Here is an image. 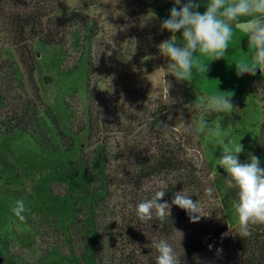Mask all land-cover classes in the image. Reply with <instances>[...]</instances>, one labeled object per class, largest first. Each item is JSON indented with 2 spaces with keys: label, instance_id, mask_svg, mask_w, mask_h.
I'll return each mask as SVG.
<instances>
[{
  "label": "rangeland",
  "instance_id": "obj_1",
  "mask_svg": "<svg viewBox=\"0 0 264 264\" xmlns=\"http://www.w3.org/2000/svg\"><path fill=\"white\" fill-rule=\"evenodd\" d=\"M66 1L87 20L75 30L68 48L39 40L29 42L36 66L35 79L43 99L38 112L40 130H17L0 137V264H114L121 259L133 199L144 194L151 197L159 189L156 179L168 181L164 186L166 194L177 184L174 174L151 178L149 185L137 179L136 168L146 159V149L151 155H156L157 150L149 149L152 146L142 127L130 120L138 115L143 120L146 114L163 105L177 112L174 121L177 131L166 142L180 150L179 155L193 161L204 189L214 190L215 198L205 197L201 202L205 216L216 217L214 213L220 208L215 210L214 203L222 207L234 232L224 237L239 236L235 201L224 182L227 172L218 166L217 159L221 158L225 143L231 141L228 146L234 147L240 142L244 151L239 160L249 162V154L255 155L264 167V151L260 147L264 92L259 93L264 88V73L257 69L255 76L238 75L236 68L241 62L250 63L254 52L246 32L239 27L237 30L233 24L243 23L245 17L232 22L233 38L224 58L215 60L213 55L196 52L192 78L178 81L171 73L155 71L161 66L166 68L169 62L159 51L163 41L175 35L174 43L183 45L182 30L173 34L161 28L163 21L170 18L171 9L179 6H153L130 16L133 9L130 0H96L97 6L91 9L83 6L81 0ZM208 2L193 0L198 6L194 10L203 14ZM94 22L101 32L93 37ZM89 48L94 51L92 56L99 48L108 52L107 67L95 70L91 81L110 98L109 113L115 124L105 143L94 145L92 141V147H88ZM7 52L16 62V82L25 86V94L31 95L16 53L11 49ZM134 60L140 66L129 67ZM93 63L96 65V61ZM223 93L232 94L235 110L212 111L206 116L213 129L222 124V132L214 135L199 131V112L192 105L198 97L205 100ZM103 114L104 111L100 113ZM181 114L183 120H179ZM118 117L123 119V130L117 124ZM190 126L194 129L188 135L185 128ZM102 139L97 137L98 142ZM103 148L105 152L100 157H106L101 167H94L93 161L89 167L92 176L88 194L95 195L101 190L97 196L103 197L106 186L107 193H111L93 210L97 224L100 220L104 227L100 230L105 248L103 260L96 262L91 210L95 199L85 191L87 180L82 159L85 155L95 157ZM18 199H23L27 208L24 222L12 213ZM229 226L225 233H229ZM188 229L183 228L180 234H190ZM182 237L176 238L178 243Z\"/></svg>",
  "mask_w": 264,
  "mask_h": 264
},
{
  "label": "trees",
  "instance_id": "obj_2",
  "mask_svg": "<svg viewBox=\"0 0 264 264\" xmlns=\"http://www.w3.org/2000/svg\"><path fill=\"white\" fill-rule=\"evenodd\" d=\"M185 2L187 0H181V3ZM81 3L87 9L97 6L96 0H81ZM129 4L133 6L130 16H137L140 12L153 6L176 5L175 0H130ZM83 23H87L86 17L76 12L66 0H0V100L2 102L0 137L11 135L17 130L25 132H32L35 128L40 130L38 112L43 106V99L35 79L36 66L29 42L39 40L46 45L67 49L75 30ZM91 31L93 37L101 32V27L97 22L92 23ZM7 49L16 53L25 73L27 86L32 91L31 95L25 94V86L16 82L18 69ZM98 51L95 56H92L94 51L92 52V48L88 50V147L105 143L106 136L113 132L112 126H115L109 113L110 98L96 85H92L91 81L93 72L106 68L109 63L106 49L99 48ZM95 61L96 65L93 63ZM131 63L129 67L140 66L137 60L131 61ZM102 111L105 114L100 115ZM176 116V110L168 105H163L146 114L143 120L139 115L130 120L135 124L139 123L143 131L145 126L148 127L147 138L152 146L149 149L157 150L156 155H151L146 149L148 152L146 159L136 168L137 179L143 183L161 174H174L177 177V184L170 191L168 190L164 201L170 203L175 192L185 190L194 201L202 202L206 196L204 195L203 181L198 176L197 166L188 157L179 155L180 150L177 151L174 146L167 143L165 139L168 136H164L157 129V123L160 122L168 123L174 127ZM121 118L118 117L117 124L119 123V128L123 130L125 127ZM191 123L193 124V121ZM190 128L192 131L188 135L192 134L194 126H190ZM98 136L103 137L101 142H98ZM92 141L94 145H92ZM260 147L264 151V124ZM103 151L105 152L104 148L101 153L96 152L99 157L96 155L90 159L85 155L82 159L87 180L85 191L87 196L95 199L91 210L95 226L94 259L96 262H102L105 248L103 249L100 235L103 224L100 220L97 224V215L93 210L98 207L100 200H105V197L110 196L111 193H107L108 187L106 186L103 197L97 196L101 190L97 191L95 195L88 194L91 192L89 186L90 176H92L89 167L91 161L95 162L94 167L97 165L101 167V161L104 162L106 157V155L100 157ZM225 178H227V173L224 174V180ZM148 195H141L140 199L137 197L132 201L128 220L126 219L125 249L121 259L115 261L114 264H156L158 253L150 245L153 240L158 241L160 238L169 240L176 253L181 257L183 264H264V225L254 226L252 235L249 237H222L227 232L229 224L222 207H216L215 203V210L220 208L218 213H214L216 217H203L198 223H192L188 214L179 207L172 209L171 217L164 221L154 215L151 221L143 223L136 216L135 206L145 199H150L151 197L148 198ZM231 196L234 201H237L238 189L232 188ZM183 228H189L191 233L180 234L179 232ZM179 236L183 237L178 243L176 238ZM209 245L213 246L212 250H209ZM218 249L222 250L219 255H217ZM238 253L239 256L236 255Z\"/></svg>",
  "mask_w": 264,
  "mask_h": 264
},
{
  "label": "clouds",
  "instance_id": "obj_3",
  "mask_svg": "<svg viewBox=\"0 0 264 264\" xmlns=\"http://www.w3.org/2000/svg\"><path fill=\"white\" fill-rule=\"evenodd\" d=\"M175 3L179 7L171 9L170 18L163 21L161 28L173 34L182 30L183 45L179 46L174 43L175 35L171 40L163 41L158 46L159 51L169 62L166 68L161 66L155 72L171 73L178 81L190 80L193 65L197 63L194 53L210 54L215 60L224 58L228 43L233 38L232 22L245 17L246 20L243 23H237L235 26L246 32L249 47L253 48L254 52L250 63L241 62L236 65L237 74L255 76L257 69L264 73V0H231V2L229 0H209L203 14L194 10L198 6L193 3V0H187L183 6H180L181 0H175ZM165 83H168L166 79ZM165 92L169 96V89L166 88ZM260 92H264V88H261ZM231 95V93H223L210 96L205 100L197 98L192 107L199 112L197 122L199 131L214 135L222 132V124H217V127L213 129L206 116L212 111L232 113L235 108L231 102ZM179 120H183L182 114ZM157 129L166 137L177 131L176 126L172 127L163 122L157 123ZM191 131L190 127L185 128V132L190 133ZM144 134L145 136L149 134L147 126L144 128ZM231 143V141L225 143L222 156L217 159V164L227 172V178L224 181L227 187L238 189V200L233 202V208L239 221L238 234L240 237H249L252 235L254 226L264 225V167H261L259 158L251 154H249V162L242 163L238 157L244 151L243 145L239 142L234 147H229ZM151 183V181L145 182L146 185ZM155 183L159 185V189L150 199H145L135 206L136 216L141 222L148 223L154 215L164 221L171 217L173 206L184 210L192 223H198L206 217L201 202L194 201L185 190L175 192L174 198L169 203L164 201L166 195L164 186L168 181L156 179ZM204 195L210 199L213 198V188H206ZM26 211L24 200H16L12 207L14 216L24 222ZM231 233L234 232L229 226V233L223 236ZM150 247L158 253L156 264H183L181 257L168 239L153 240ZM212 247L209 245V250H212ZM221 251L218 249L217 255Z\"/></svg>",
  "mask_w": 264,
  "mask_h": 264
},
{
  "label": "crops",
  "instance_id": "obj_4",
  "mask_svg": "<svg viewBox=\"0 0 264 264\" xmlns=\"http://www.w3.org/2000/svg\"><path fill=\"white\" fill-rule=\"evenodd\" d=\"M245 20H246V18H245ZM233 24H234V26L236 25L235 23H233ZM235 28H236L237 30H239L238 27L235 26ZM259 72H261V71H259ZM256 74H258V73L256 72Z\"/></svg>",
  "mask_w": 264,
  "mask_h": 264
}]
</instances>
